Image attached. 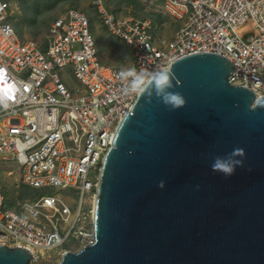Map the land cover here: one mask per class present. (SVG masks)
I'll return each instance as SVG.
<instances>
[{
	"label": "built area",
	"instance_id": "1",
	"mask_svg": "<svg viewBox=\"0 0 264 264\" xmlns=\"http://www.w3.org/2000/svg\"><path fill=\"white\" fill-rule=\"evenodd\" d=\"M91 1L130 49L129 67L101 59L86 12L57 16L43 45L20 37L10 18L16 0H0V88H12L9 107H0V164L16 167L9 174L18 184L46 189L14 205L0 186V245L28 250L31 264L95 243L101 164L139 95L130 91L136 76L147 80L180 57L211 51L233 63L230 83L264 95V0H154L181 23L163 41L150 19Z\"/></svg>",
	"mask_w": 264,
	"mask_h": 264
},
{
	"label": "water",
	"instance_id": "2",
	"mask_svg": "<svg viewBox=\"0 0 264 264\" xmlns=\"http://www.w3.org/2000/svg\"><path fill=\"white\" fill-rule=\"evenodd\" d=\"M234 70L224 55L191 53L167 70L183 107L152 84L139 93L101 164L96 241L57 264H264V95L230 83ZM234 148L243 164L213 171ZM31 257L0 245V264Z\"/></svg>",
	"mask_w": 264,
	"mask_h": 264
},
{
	"label": "rangeland",
	"instance_id": "3",
	"mask_svg": "<svg viewBox=\"0 0 264 264\" xmlns=\"http://www.w3.org/2000/svg\"><path fill=\"white\" fill-rule=\"evenodd\" d=\"M16 3L10 18L23 40L31 39L44 45L53 20L69 8H78L86 12L91 19L101 59L117 67L130 66L132 62L130 49L124 41L112 35L103 26L91 0H16ZM24 3L30 6L27 10L24 9ZM105 4L109 10L121 16L150 19L158 40L172 39L181 26V23L171 17L158 1L105 0ZM15 168L14 165L0 164V186L10 203L17 205L24 199L34 198L39 193L46 192V189L36 190L24 184H18L14 176L9 174V170H15ZM74 248H78V245ZM60 252L53 260L39 264H57L62 259Z\"/></svg>",
	"mask_w": 264,
	"mask_h": 264
},
{
	"label": "clouds",
	"instance_id": "4",
	"mask_svg": "<svg viewBox=\"0 0 264 264\" xmlns=\"http://www.w3.org/2000/svg\"><path fill=\"white\" fill-rule=\"evenodd\" d=\"M124 73H119L121 78ZM154 85L157 95H162L163 103L170 106L172 109H179L183 107L186 103L185 97L179 92L168 91L172 87L170 82V77L167 69L160 71L156 74H153L149 79L145 80L143 74L136 76V78L131 83L130 91L132 93H143L145 88L149 85ZM12 88L11 85H5L3 88H0V107L8 108L9 107V98L11 96ZM128 92V91H125ZM233 157L237 159L234 162L227 160H217L213 163L212 169L216 172H221L225 175H232L237 166H241L243 161L238 159L245 155V150L243 148H234ZM159 186L163 188L165 186V181L161 180Z\"/></svg>",
	"mask_w": 264,
	"mask_h": 264
},
{
	"label": "trees",
	"instance_id": "5",
	"mask_svg": "<svg viewBox=\"0 0 264 264\" xmlns=\"http://www.w3.org/2000/svg\"><path fill=\"white\" fill-rule=\"evenodd\" d=\"M30 6H28V5H26L25 3H24V9L25 10H27L28 8H29ZM27 194H25V196H26Z\"/></svg>",
	"mask_w": 264,
	"mask_h": 264
}]
</instances>
